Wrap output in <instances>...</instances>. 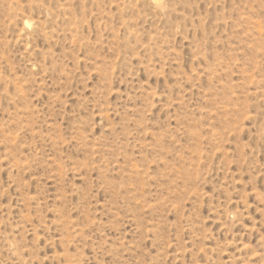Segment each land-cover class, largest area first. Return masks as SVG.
Returning <instances> with one entry per match:
<instances>
[{
    "label": "rangeland",
    "instance_id": "1",
    "mask_svg": "<svg viewBox=\"0 0 264 264\" xmlns=\"http://www.w3.org/2000/svg\"><path fill=\"white\" fill-rule=\"evenodd\" d=\"M0 264H264V0H0Z\"/></svg>",
    "mask_w": 264,
    "mask_h": 264
}]
</instances>
